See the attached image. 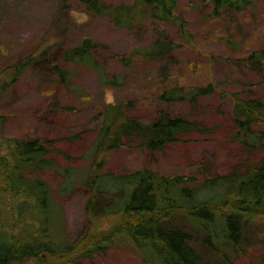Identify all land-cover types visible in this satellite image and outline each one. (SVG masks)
I'll return each mask as SVG.
<instances>
[{
  "label": "rangeland",
  "instance_id": "rangeland-1",
  "mask_svg": "<svg viewBox=\"0 0 264 264\" xmlns=\"http://www.w3.org/2000/svg\"><path fill=\"white\" fill-rule=\"evenodd\" d=\"M111 4L131 0H104ZM179 14L188 23L192 41L177 24H161L177 47L166 55L149 54L161 36L159 25L114 26L106 17L90 15L81 0H0V71L31 52L60 43L70 47L85 37L104 45L101 60L109 54L133 56L127 65L112 57L98 65L73 68L77 90H68L47 69H28L0 96L6 137H39L50 149L53 167L37 172L51 187L56 205L54 233L77 243L91 227L107 229L112 216L91 217L86 202L92 192L91 173L116 176L151 168L162 174L194 175L198 180L256 165L264 150L248 148L235 137V97L264 102V55L261 62L243 58L264 51V0L244 11L222 9L213 13L206 0H179ZM118 76L120 83L112 78ZM108 78V79H105ZM213 82L215 90L195 100L168 101L165 91L191 89ZM130 101L125 115L153 121L162 110L171 115L197 119L206 126L168 144L161 151L122 146L96 152L94 143L103 126L107 108ZM264 129V119L257 125ZM3 153V152H2ZM103 161V165L97 164ZM12 200H9L10 209ZM96 212V210H95ZM10 216V214H7ZM264 250V214L247 224L235 248L203 247V264H259ZM35 260L15 264H37ZM39 263H42L39 261ZM64 264H147L132 246L113 244L83 261Z\"/></svg>",
  "mask_w": 264,
  "mask_h": 264
},
{
  "label": "trees",
  "instance_id": "trees-1",
  "mask_svg": "<svg viewBox=\"0 0 264 264\" xmlns=\"http://www.w3.org/2000/svg\"><path fill=\"white\" fill-rule=\"evenodd\" d=\"M213 13L222 9L244 11L257 0H206ZM85 11L106 17L116 27L134 28L145 23L159 25L160 37L149 54L166 55L177 47L161 24H177L188 41L192 33L179 14V0H131L111 4L104 0H81ZM104 45L91 37L62 48L49 44L16 59L0 71V96L17 83L28 69L49 68L55 80L68 90H77L73 81L76 65L95 64L106 75L105 63L116 58L131 64L133 56H98ZM263 50H255L245 61L261 62ZM112 78L120 83L118 76ZM108 79V78H105ZM215 90L213 82L195 87L187 94L165 91L168 100H195ZM130 101L107 108L103 126L94 143L96 152L122 146L161 151L184 136L204 132L197 119L171 115L162 110L157 119L142 121L125 115ZM233 119L235 139L248 148L264 150V102L259 98L235 97ZM5 115L0 113V264L35 260L37 264H64L83 261L117 243L132 246L147 264H203V247L235 248L244 237L247 224L264 214V157L245 170L208 176L162 174L151 168L121 175L91 173L92 192L86 202L89 216H112L108 228L91 227L77 243L56 236V205L50 184L37 172L53 167L45 141L39 137H6L2 134ZM3 152V153H2ZM103 165V161L97 167ZM9 200H12L10 209ZM96 210V212H95ZM7 214H10L8 216ZM42 262V263H39ZM264 264V250L260 263Z\"/></svg>",
  "mask_w": 264,
  "mask_h": 264
}]
</instances>
